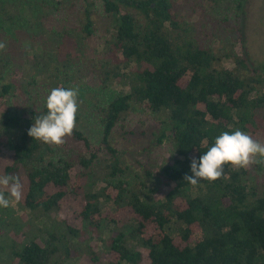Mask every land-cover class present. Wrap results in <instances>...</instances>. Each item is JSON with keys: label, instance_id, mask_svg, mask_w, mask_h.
<instances>
[{"label": "trees", "instance_id": "trees-1", "mask_svg": "<svg viewBox=\"0 0 264 264\" xmlns=\"http://www.w3.org/2000/svg\"><path fill=\"white\" fill-rule=\"evenodd\" d=\"M87 1L75 12L70 31L51 27L48 21L55 10L45 5L39 19L41 34L48 37L43 44H68L64 38L73 33L88 40L96 14ZM98 1L109 35L103 50L109 55L92 68L99 84L94 89H108L115 81L128 88L126 93L111 92L105 105L96 107L102 133L98 145L78 129L77 116L63 145L28 136L35 117L46 113L50 89L69 87L67 64H56L41 100L30 93L34 80L22 66L13 65L10 50H0V76L10 80L0 86V144L12 153L3 174L20 176L25 195L17 206L29 214L15 221L10 205L0 207V264H68L80 257L101 264L98 244L114 257L105 264H264V174L258 165H225V178L195 186L184 179L191 175V160H198L220 133L239 129L252 136L264 130V60L252 61L244 52L215 51L190 27L177 0ZM24 11L19 2L0 3L5 19ZM215 24L222 40L230 42V28ZM66 55L71 64V55ZM229 59L233 67L220 64ZM11 90L30 95L23 103L10 102V96L2 103ZM136 110L164 118L158 141L168 139L173 152L155 189L120 179L125 170L110 142L115 126ZM258 176H263L262 183ZM68 193L83 198L79 228L60 215ZM106 202L130 210L137 222L103 217L101 204ZM178 223L182 226L175 228ZM150 225L156 233L147 235ZM197 232L198 239H193Z\"/></svg>", "mask_w": 264, "mask_h": 264}, {"label": "rangeland", "instance_id": "rangeland-1", "mask_svg": "<svg viewBox=\"0 0 264 264\" xmlns=\"http://www.w3.org/2000/svg\"><path fill=\"white\" fill-rule=\"evenodd\" d=\"M87 1V0H86ZM181 6V12L188 21L190 27L195 28L196 35L202 40L205 39L208 44L215 48V51L233 50L234 53H246L252 61L260 62L264 60V0H177ZM19 2L25 9L22 14H14L12 18L5 19L0 12V42L5 44L3 51L11 52V61L13 65L22 66L27 71L29 79L34 83L29 86V91L34 96H40L43 100L44 90L49 84L47 79L52 72L55 73V67L58 64H67L65 71L71 77L69 87L79 89V109L78 129L90 140L93 145L100 143L102 133L96 121V107L105 105V102L112 97L111 92L128 91L127 87L119 86L115 81L108 89L97 88L98 81L96 74H93L92 68L97 65L99 58L106 59L109 52L103 50L105 41L109 38L105 32V21L103 19L102 5L98 0H88L93 6L89 9L94 10L96 22L93 34L88 40L82 38V34L73 33L72 37L64 38L66 42L55 44L53 48L50 41L43 44L42 39L48 38L41 34L40 17L43 7L48 5L55 11L52 19L48 21L51 27L70 31L76 24L75 12L86 6L85 0H0L1 4ZM239 2V4H238ZM200 4V9L196 5ZM225 18L230 26L231 41L224 42L223 34L219 31L215 23L223 25ZM223 25V26H224ZM239 28V31L236 30ZM221 36H220V35ZM71 39V41H70ZM39 47V50L36 48ZM70 54L71 64L65 60ZM223 59V58H222ZM57 64V65H56ZM221 65L227 68L233 67L229 60H222ZM12 65V66H13ZM134 68V65L132 66ZM18 70L19 76L21 69ZM127 73L128 68L122 70ZM90 74V76H88ZM3 77V78H1ZM29 79L23 78L25 82ZM21 80V81H22ZM10 82L7 76H0V86ZM59 86H62L61 84ZM12 91V90H11ZM27 94V95H26ZM17 94L10 92L8 96L1 100L2 103H23L25 97L30 94ZM10 96V97H9ZM163 117L153 115L150 112L140 111L132 112L126 119L119 122L112 130L110 136L111 145L118 151L119 165L125 170L120 179L127 180L131 184L144 183L148 187L156 188L162 183V168L172 159L173 152L168 139L158 141L163 130ZM252 137L264 143V130L258 131ZM12 153L0 144V175L3 174V168L12 161ZM261 170L260 175L264 174V165L257 164ZM146 170L150 175L147 176ZM263 176H258V181L263 182ZM25 195L23 187V200ZM83 204V198L68 193L61 201L60 215L67 218V221L76 228H79V212ZM10 207L14 210L12 219L18 221V218L26 220L29 214L20 210L16 202H12ZM101 213L103 217L121 221L120 223L133 224L137 219L130 210H119L112 202L101 204ZM40 226V224L38 223ZM176 226H182L178 223ZM4 233V231H0ZM13 237V232H9ZM156 233L152 225L148 226L146 234ZM193 239H198V232ZM105 233L103 238L107 239ZM102 244L97 245L101 264L108 260H114V257L104 252ZM4 259V258H3ZM68 264H90L87 257L73 259ZM143 264H148L145 261Z\"/></svg>", "mask_w": 264, "mask_h": 264}, {"label": "clouds", "instance_id": "clouds-1", "mask_svg": "<svg viewBox=\"0 0 264 264\" xmlns=\"http://www.w3.org/2000/svg\"><path fill=\"white\" fill-rule=\"evenodd\" d=\"M4 48L5 44L0 42V50ZM78 97L79 89L76 87L57 86L50 89L45 101L46 113L35 117L28 136L44 144L63 145L65 138L70 137L76 127ZM203 153L198 160H191V175L184 177L193 186L202 180L214 182L225 178V165L235 169L264 165V143L239 129L220 133L214 144ZM23 187L19 175H0V207L7 208L12 202L19 203Z\"/></svg>", "mask_w": 264, "mask_h": 264}]
</instances>
